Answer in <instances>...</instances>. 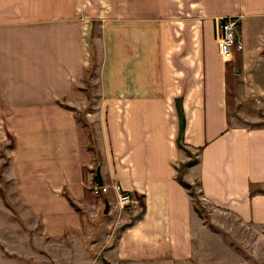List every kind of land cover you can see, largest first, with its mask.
<instances>
[{"label":"crops","instance_id":"0c3cea01","mask_svg":"<svg viewBox=\"0 0 264 264\" xmlns=\"http://www.w3.org/2000/svg\"><path fill=\"white\" fill-rule=\"evenodd\" d=\"M219 16L239 17L243 43L226 63ZM95 58L92 148L74 113ZM263 117L264 0H0V264L77 245L97 212L111 234L88 242L93 264L231 254L179 179L218 217L264 228Z\"/></svg>","mask_w":264,"mask_h":264},{"label":"rangeland","instance_id":"374dc122","mask_svg":"<svg viewBox=\"0 0 264 264\" xmlns=\"http://www.w3.org/2000/svg\"><path fill=\"white\" fill-rule=\"evenodd\" d=\"M94 67L93 70L90 72V75H85L86 80L88 81V84H83L81 87L83 90V94L86 97V100L84 101V108L75 110L74 116L78 122H81L82 125L85 122H88L87 119L84 116V112L88 108H92V104L94 103V100L96 97V58L94 60ZM249 121V120H248ZM249 123V122H248ZM251 124V123H249ZM264 124V117L261 119H256L251 124ZM90 143V142H89ZM92 148L94 147L93 141L90 143ZM194 157L192 156V159ZM191 159V158H190ZM191 159V160H192ZM99 160L98 156L96 155V162ZM96 166L93 165V170L91 177H94L95 174V168ZM86 172V171H85ZM93 185V182L88 183L87 186L90 187V185ZM3 185V183H2ZM89 188H87L88 190ZM3 190V187L1 188V191ZM90 191V190H89ZM88 191V192H89ZM193 194L191 196V200L194 204V208L198 211V215L202 218V222L211 229L218 238H222L227 244V247L232 251L229 255H222L220 256L216 254H211L209 257H207L208 261L202 260V257H199L200 260H193L191 263L186 264H264V228L260 226H256L253 224H242L234 217H230L229 215H220L218 217L217 214L213 212L210 205H206V203L202 200L200 191L197 186L194 187V190L192 191ZM91 193V192H90ZM93 201L96 199H103V195H93L91 193ZM17 217V216H16ZM18 219V217H17ZM88 220L91 224L88 222H85L86 227L84 228V233L80 238V241L77 242L75 245L74 243L72 245L69 244L68 246H65V249H63V252L60 250L57 251L56 247L48 248L46 251V248L44 245H38L36 244L33 247L32 256H30V259L25 258L23 262H18V264H93V260L89 259V256H87L86 252L89 249L88 242L95 240L96 238H99L101 241L105 238L106 234H111V230L108 228L107 230H99L97 229L96 225H94L96 221H94L95 218L91 216ZM97 220L104 219L103 216H100V214L97 212L96 216ZM95 219V220H96ZM32 222L37 221L35 218L31 220ZM89 224V225H87ZM95 226V230L93 227ZM88 227V228H87ZM119 227L116 226L114 228L115 232L114 235L117 234ZM98 232V234H97ZM35 233V230L33 231ZM113 235V236H114ZM80 243V244H79ZM3 250L4 247L0 246ZM94 247V246H93ZM217 247V246H215ZM81 251V255L79 256V253H76V251ZM38 253L40 255H38ZM69 253V254H68ZM12 254V253H10ZM58 255V257H57ZM222 256V258H221ZM60 257H63L60 259ZM60 260H59V259ZM224 259V260H223ZM97 264H104L102 260L98 262ZM182 264V263H180ZM185 264V263H184Z\"/></svg>","mask_w":264,"mask_h":264},{"label":"built area","instance_id":"2783aa9c","mask_svg":"<svg viewBox=\"0 0 264 264\" xmlns=\"http://www.w3.org/2000/svg\"><path fill=\"white\" fill-rule=\"evenodd\" d=\"M238 16H219L213 20L214 39L217 42V52H219L224 63L229 62L242 49V41L238 37ZM90 192L95 195L107 194V187L98 183L91 184ZM116 203L119 207L131 204V195L128 192L117 191Z\"/></svg>","mask_w":264,"mask_h":264},{"label":"trees","instance_id":"16d2710c","mask_svg":"<svg viewBox=\"0 0 264 264\" xmlns=\"http://www.w3.org/2000/svg\"><path fill=\"white\" fill-rule=\"evenodd\" d=\"M94 62L95 61L92 60V62L89 63V66H87L84 69L85 72H84V75H82V80H83V82L86 85L88 84V81L86 80L85 75H90V72L93 70V67H94ZM83 125L87 128V132H88V135H89V137H88L89 138V142L91 143L92 142L93 132L91 131L90 123L89 122H85V123H83ZM186 164H191V162L188 161ZM179 181H180V185H182L185 189L189 190L190 191V194L192 196L193 192H192V190H190V186L184 180H182V179H179ZM92 182H93V184L94 183H97L95 176L92 178ZM256 190L261 191V192H264V188H257ZM256 190L251 189L252 192L253 191L255 192ZM193 210H194V212H196L198 214V211L196 209H193Z\"/></svg>","mask_w":264,"mask_h":264},{"label":"water","instance_id":"95a60500","mask_svg":"<svg viewBox=\"0 0 264 264\" xmlns=\"http://www.w3.org/2000/svg\"><path fill=\"white\" fill-rule=\"evenodd\" d=\"M95 169H96V174H95L96 175V181L99 185H102V181L100 180V176H99L100 170L98 169V166H96ZM104 206L105 207H104V210L102 212L106 214L108 211V205L104 204Z\"/></svg>","mask_w":264,"mask_h":264}]
</instances>
